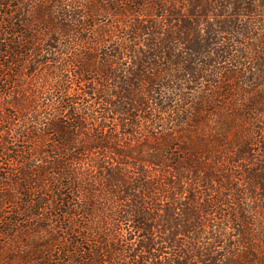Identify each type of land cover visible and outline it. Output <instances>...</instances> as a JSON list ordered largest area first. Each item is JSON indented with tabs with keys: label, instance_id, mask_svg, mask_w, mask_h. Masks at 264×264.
<instances>
[{
	"label": "trees",
	"instance_id": "1",
	"mask_svg": "<svg viewBox=\"0 0 264 264\" xmlns=\"http://www.w3.org/2000/svg\"><path fill=\"white\" fill-rule=\"evenodd\" d=\"M0 264H264V0H0Z\"/></svg>",
	"mask_w": 264,
	"mask_h": 264
}]
</instances>
